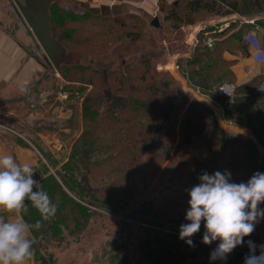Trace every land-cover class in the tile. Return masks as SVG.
<instances>
[{
  "label": "trees",
  "instance_id": "16d2710c",
  "mask_svg": "<svg viewBox=\"0 0 264 264\" xmlns=\"http://www.w3.org/2000/svg\"><path fill=\"white\" fill-rule=\"evenodd\" d=\"M160 5L165 13L166 30L154 28L135 15H128L118 22L85 12H70L60 4L52 7L54 39L84 59L80 64L61 69L60 76L68 86L79 84L85 88V85H91L93 89L83 100L80 110L78 102L75 103L77 106L71 105L75 101L72 96L85 89L74 94L66 91V85L62 86V92L70 95L64 110L71 111V117L62 128L46 132L50 136L56 134L63 142H70V153L62 164L50 155H43L46 164L40 161L42 172L38 173L37 179L58 210L54 218L43 222L41 229L33 231L37 244L47 248L54 242L60 247L58 243L65 238L66 231L71 237L82 238L95 214L91 208L138 219L129 214L140 212L133 208L140 191L137 179L145 174L146 177L156 174L178 137L180 147L190 146L191 140L204 141V145L218 147L221 152L225 146H231V165L237 173L231 182L246 183L254 173H264V92L260 93L263 86L257 87L256 83L237 85L233 64L224 56L244 52V27L231 25L216 35L212 48L203 42L201 33L199 44L190 56L177 63L189 85L212 98L224 110L227 99L220 96L217 89L224 83L235 86L237 117L232 118L225 111L226 117L244 130L242 134L223 129L216 112L207 108L192 113L182 123L178 134L179 119L175 113L174 93L170 89L172 75L157 70L163 49L156 34L165 30L173 35L183 25L205 23L212 17L250 16L263 12L264 0H179L177 5H166L160 0ZM131 49L139 58L124 63V54H130ZM109 56L119 59L120 64L116 60L107 62ZM48 81L52 84L56 80L47 75L38 86ZM79 128L80 133L70 141L68 134ZM206 131L208 134L204 137ZM156 145L158 150L155 151ZM172 206L173 203H164L154 212L159 222L149 221L153 217L143 211L145 218L149 219L145 221L148 226L158 227L160 231L140 227L137 238L140 250L133 248V243L108 242L96 263L183 264L188 258L197 257L203 258L204 264H244L242 255L234 252L225 261H211L210 253L215 247H202L193 239L203 237V223L192 238L195 247H190L177 235L165 233L162 229L173 231V227L163 226L172 218ZM259 207L264 209V203ZM24 219L34 223L40 215L30 207ZM260 221L264 227V219ZM171 223L178 225L174 230L179 232L180 225L187 221L184 216Z\"/></svg>",
  "mask_w": 264,
  "mask_h": 264
},
{
  "label": "rangeland",
  "instance_id": "374dc122",
  "mask_svg": "<svg viewBox=\"0 0 264 264\" xmlns=\"http://www.w3.org/2000/svg\"><path fill=\"white\" fill-rule=\"evenodd\" d=\"M61 6L70 12H76L81 14L78 9H75L72 5L61 4ZM20 20V19H19ZM151 25V23H150ZM165 25L163 29H165ZM166 30V29H165ZM165 30L157 31L158 42L162 47V55L159 57L158 68L159 72L170 73L172 75V85L170 89L173 91V97L175 100V113H177L179 119V127L177 126L178 134L180 135L179 129L182 123L188 119L192 113H197L200 108L212 109L216 112L218 119L223 129L230 132H237L242 134L244 130L235 126L232 123V119L226 117V111L219 106L216 101L208 96H204L198 89L193 88L189 85L187 79L179 69L178 62L181 59L188 58L193 49L198 44L190 39V27L183 25L180 29L175 31L173 35ZM159 33H162L161 36ZM203 42L205 43V36L203 35ZM165 39V40H164ZM196 43V44H195ZM195 45V47H194ZM139 55L136 54L135 50L131 49L130 54H124V63H130L133 60H138ZM116 60L117 64H120L119 59L111 58L110 56L106 61ZM84 61L80 56L72 53V60L68 66L77 65ZM50 75L51 79H55V83L50 84L48 82H42L43 85L33 89V95L29 101H26L27 105L8 106L6 109H0V130L1 133L8 135H21L25 139H28L35 145L37 152L40 154L38 157L40 161L46 164V160L43 155H50L55 161L62 164L70 153L69 143L63 142L62 138L56 136V134L50 136L47 130L62 128L63 125L68 123V119L71 117V111L64 110V106L68 97V93L62 92V86L68 87L66 91L78 93L80 89H85L83 92L75 94L74 102H71L72 106H75L76 102L79 103V109L83 103V100L90 94L93 87L91 85H85V88H81L79 84H72L68 86L62 80L60 73L52 68L48 71L45 76ZM45 78V77H44ZM44 80V79H43ZM48 83V84H47ZM56 89V91L54 90ZM59 89V91H58ZM60 93L58 94L57 93ZM43 96V97H42ZM50 100L49 102L46 101ZM69 101V100H68ZM64 102V104H63ZM77 106V105H76ZM36 109H43L42 113H35ZM194 109L193 112H190ZM34 114V118L27 120V114L30 111ZM81 110V109H80ZM79 110V111H80ZM55 112L54 117L51 114ZM59 111H65L63 113L66 116H58ZM39 113V114H38ZM42 114V115H41ZM49 114V115H48ZM50 116L52 117L50 119ZM58 116V117H57ZM65 117V118H64ZM55 119V120H53ZM65 119V120H64ZM54 122V123H53ZM22 123H29L28 132L26 130H20ZM53 125V126H52ZM27 126V125H26ZM12 131V132H11ZM77 131V132H76ZM79 130H75L73 133H69V139L72 141L80 133ZM16 134V135H15ZM206 131L204 137L207 136ZM211 134V133H209ZM27 136V137H26ZM44 140V141H43ZM191 145L187 147H180L179 137L170 152L164 158V162L159 167V170L152 177H146L147 174L139 176L137 182L139 184L140 191L137 194V202L133 205V208L139 213L130 212L131 217H137L133 219L127 216H117L109 214L103 210L91 208L95 211L92 217L91 224L83 235L78 237L77 235L71 237L66 231L65 238L61 239L58 243L61 246H57L54 242H51L47 248L39 245L36 242L33 245V257L27 261L29 264H98L96 263L97 257L103 255V250L108 242H126L133 243L132 247L139 249V243L137 238L140 236L139 228L152 229L159 232V228L151 226L145 222L149 219L145 218L143 213L142 205L144 203H151L152 209L149 213L153 219L149 221H156L154 212L157 211L162 204L173 203L170 210L172 218L170 221L164 222L163 226L172 229L173 231L162 229L165 233H171L179 236V232L174 230L177 228V224L171 223L172 220L180 221L185 216L186 210L189 207L187 189L199 183L198 177L207 172L213 174L216 171L231 173V178L237 176L234 171L232 162V147L225 146L221 152L218 147H211L204 145V141L191 140ZM157 149V145L155 151ZM42 152V153H41ZM261 164H258L260 166ZM147 165H145L146 168ZM36 171L35 178L37 179L39 174L42 172L41 162L34 168ZM52 169V168H51ZM54 173V171H52ZM146 178V181L143 180ZM145 185V187H144ZM164 219V216H161ZM161 220V219H160ZM169 220V219H168ZM159 222V221H156ZM147 227V228H145ZM194 237V236H193ZM192 237V238H193ZM203 237H194L195 243L202 247H206L202 243ZM34 239V238H33ZM64 240V241H63ZM251 240L257 246L256 254L259 253V245L264 244V227L262 221H260L255 231L248 237H245V242L241 246H237L233 252L242 255L243 258L249 253L247 241ZM219 241H215L209 246L216 247ZM140 258V256H139ZM203 258L192 257L188 258L183 264H204ZM122 264V263H117ZM135 264V263H134ZM237 264V262H234Z\"/></svg>",
  "mask_w": 264,
  "mask_h": 264
},
{
  "label": "clouds",
  "instance_id": "9594fccd",
  "mask_svg": "<svg viewBox=\"0 0 264 264\" xmlns=\"http://www.w3.org/2000/svg\"><path fill=\"white\" fill-rule=\"evenodd\" d=\"M244 40L249 48L255 49L256 62L264 63V43L255 33L245 35ZM220 90L232 97L224 88ZM35 174L30 164L19 163L13 155H0V209L15 215L14 219L0 215V264H26L34 254L33 231L41 229L43 222L54 218L58 210ZM198 179V184L186 190L187 223L180 225L179 239L195 247L192 237L203 223L202 243L210 245L219 241L210 253V260L225 261L264 219V209L259 207L264 203V173H254L246 183L231 182L228 171L203 172ZM30 207L40 215L34 223L24 219ZM247 245L249 253L244 264H264V244L259 245V255L254 242L249 240Z\"/></svg>",
  "mask_w": 264,
  "mask_h": 264
},
{
  "label": "crops",
  "instance_id": "0c3cea01",
  "mask_svg": "<svg viewBox=\"0 0 264 264\" xmlns=\"http://www.w3.org/2000/svg\"><path fill=\"white\" fill-rule=\"evenodd\" d=\"M164 1L166 5L179 3V0ZM58 4L72 5L80 12L89 13L102 19L120 22L128 15H135L148 23L157 18L159 20L157 28L165 25V13L161 10L160 0H58ZM247 21H254V24H249ZM233 24H239L245 29L242 38L244 52L224 55L227 62L233 64L232 71L236 84L242 86L256 83L257 87L264 86V63L256 62L255 49L249 48L248 43L244 40L245 35L255 33L257 38L264 43V11L255 12L250 16L233 14L225 18H209L205 23L188 26L191 30L189 37L191 40H195L203 33V35L207 34L206 39L215 40L216 35L222 34ZM208 29H213V31H208ZM216 31L217 33H215ZM45 65L44 53L36 48L31 35L27 33L19 20L13 0H0V109H6L13 105L19 108L22 105L26 106V101H29L33 95V89L39 87L38 85L50 70ZM49 101L47 99L46 104ZM34 111L27 114V120H30L31 117L34 118L33 116L37 112L42 113L43 109H36L34 114L31 113ZM63 112L59 111L58 116H66V112ZM54 114L53 111L51 116L54 117ZM28 126L29 123H22L20 130L28 132ZM16 136L1 133L0 130V155H13L19 163H28L35 168L40 162L38 157L40 154L29 140L30 138L28 139L30 136H26L27 139L21 135ZM0 215L11 219L15 218V215L9 214L3 209H0ZM26 264L29 263L26 262Z\"/></svg>",
  "mask_w": 264,
  "mask_h": 264
},
{
  "label": "water",
  "instance_id": "95a60500",
  "mask_svg": "<svg viewBox=\"0 0 264 264\" xmlns=\"http://www.w3.org/2000/svg\"><path fill=\"white\" fill-rule=\"evenodd\" d=\"M17 12L27 33L31 35L36 48L44 53L47 68L57 72L68 66L72 60V52L54 39L52 33L51 9L58 4V0H13ZM151 26L157 28L159 20L156 18ZM142 209L149 214L151 203H144Z\"/></svg>",
  "mask_w": 264,
  "mask_h": 264
},
{
  "label": "built area",
  "instance_id": "2783aa9c",
  "mask_svg": "<svg viewBox=\"0 0 264 264\" xmlns=\"http://www.w3.org/2000/svg\"><path fill=\"white\" fill-rule=\"evenodd\" d=\"M247 23H249V24L253 23L254 24V21H247ZM215 33H217V31ZM204 36H205V40L204 41H205L206 46H208L209 48H212L214 46L215 40L214 39H206L207 38L206 37L207 34H204ZM194 41L197 43L198 42V37ZM194 47H195V45H194ZM226 86H228V87H226ZM221 88H224V90L228 91L232 97H230L224 91L220 90ZM262 88H264V86ZM262 92H264V91L260 90V93H262ZM217 93L220 96H222V97L227 99L226 104H225V110L231 114L232 118L237 117V112H236L235 102H234L235 86L233 84H230V83H224L217 89ZM257 255H259V253Z\"/></svg>",
  "mask_w": 264,
  "mask_h": 264
},
{
  "label": "flooded vegetation",
  "instance_id": "af4514ba",
  "mask_svg": "<svg viewBox=\"0 0 264 264\" xmlns=\"http://www.w3.org/2000/svg\"><path fill=\"white\" fill-rule=\"evenodd\" d=\"M49 69H51V68H49Z\"/></svg>",
  "mask_w": 264,
  "mask_h": 264
}]
</instances>
